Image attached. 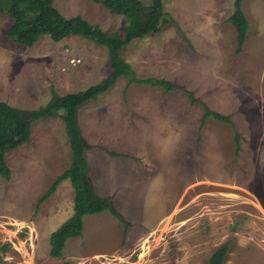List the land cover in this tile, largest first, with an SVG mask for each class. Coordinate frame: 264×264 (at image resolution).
Returning a JSON list of instances; mask_svg holds the SVG:
<instances>
[{
  "label": "rangeland",
  "instance_id": "374dc122",
  "mask_svg": "<svg viewBox=\"0 0 264 264\" xmlns=\"http://www.w3.org/2000/svg\"><path fill=\"white\" fill-rule=\"evenodd\" d=\"M235 1L163 0L167 23L120 51L133 76L118 77L78 108L89 147L87 176L120 219L108 211L85 215L82 235L67 240L56 258L49 255V237L71 216L74 190L65 179L41 198L69 167L71 149L61 112L32 122L29 141L5 154L10 178L0 176V264H207L225 246L223 264H264V0L241 1L248 22L241 46L228 22ZM53 5L107 33L122 34L126 25L98 3ZM11 24L0 14V102L35 110L50 99L48 87L77 93L111 74L104 48L79 36L53 42L43 35L31 47L17 45L6 36ZM132 77L165 80L178 90ZM109 102H133L153 122L129 126L138 114L129 107L123 121V109L111 114ZM203 105L232 125L213 116L204 120ZM114 118L128 125L119 141L116 122H109L111 133L105 127ZM134 150L144 155L122 156L135 157ZM169 169L173 176L166 180Z\"/></svg>",
  "mask_w": 264,
  "mask_h": 264
},
{
  "label": "trees",
  "instance_id": "16d2710c",
  "mask_svg": "<svg viewBox=\"0 0 264 264\" xmlns=\"http://www.w3.org/2000/svg\"><path fill=\"white\" fill-rule=\"evenodd\" d=\"M86 1L101 4L112 15L123 16L126 25L122 34L104 32L99 26L92 25L78 15L65 17L54 7L53 0H0V14L8 15L12 19L11 26L6 30V36L13 43L31 47L43 35L48 36L53 42L68 36H79L106 50L111 69V74L102 83L89 86L77 93L60 95L51 91L48 102L35 110H24L0 102V176L5 180L11 175L5 154L17 148L21 141H29L32 122L55 117L57 112H61L60 116L70 144L71 161L69 167L56 177L41 199L49 197L65 179L70 181L74 196L71 216L50 234L49 255L53 258L61 255L67 240L82 235V218L85 215L108 211L112 216L120 219L110 199L98 196L91 186L87 176V162L84 158V151L89 147L82 141L76 114L81 105L96 99L110 88L118 77L133 76L128 64L120 57L122 47L134 39L159 32L161 25L167 23L166 18L163 17L165 15L163 0H150L149 3L141 0ZM241 1H235V11L228 18V22L237 33L238 46L242 45L248 29L247 19L240 9ZM168 19V21L172 20L171 17ZM130 82L160 86L165 91L178 90L176 86L165 80H137L132 77ZM188 96L192 103L202 104L190 94ZM203 106L204 120L208 116H213L219 121L231 124L229 117L214 114L205 105ZM20 136H23L21 140H19ZM235 140L236 142L239 140L237 132H235ZM236 147L238 149V144ZM227 251L226 246L217 249L210 256L207 264H223Z\"/></svg>",
  "mask_w": 264,
  "mask_h": 264
},
{
  "label": "crops",
  "instance_id": "0c3cea01",
  "mask_svg": "<svg viewBox=\"0 0 264 264\" xmlns=\"http://www.w3.org/2000/svg\"><path fill=\"white\" fill-rule=\"evenodd\" d=\"M45 92V91H44ZM48 92H51V88L50 87H48ZM46 93V92H45ZM61 95V94H60ZM116 103L117 102H109L108 104H107V107H106V109H109V112L112 114V112H113V108H115V107H121L122 109H123V117H121V120H123V121H126L125 119H126V117H125V114H126V112H127V109H129V107L130 108H132L133 110V112L135 113V114H138L136 117H135V119H134V121H133V124L131 123V124H129V126L130 125H136V123L137 122H140V121H143V120H149V121H152L153 122V120H152V118L151 117H146V115L145 114H143L142 112H136L135 110L137 109L138 111L140 110V107L139 106H136V107H134L133 106V102L132 103H129V102H127V103H123L122 105H119V106H116ZM154 105H157V103H154ZM18 108V107H17ZM139 114H142V116L141 115H139ZM167 118V117H166ZM114 120V123L116 122V127H117V129L118 130H120L121 131V133H119V134H117V135H114L115 136V138H116V140H118L119 141V135H123L124 133H126L127 134V129L125 128V127H128V125H126V123H123V124H120L118 121H116L117 119L116 118H114V119H110V120H107V121H105V127H106V129L108 128V130H109V132L111 133L112 131H113V127H112V125H109V122L110 121H113ZM167 120H168V118H167ZM41 121H44V120H41ZM154 123L152 124V125H149L148 126V132H150V131H152V129L154 128ZM128 129H130L131 130V128L129 127ZM31 130V129H30ZM179 132H174L173 133V135H175V134H178ZM113 135V134H112ZM168 136H170V134H168ZM112 138H113V136H112ZM109 139H111V137H109ZM169 143V140H167L166 141V144H168ZM91 149V148H90ZM132 151V150H131ZM135 152V154H137V155H135V157L134 156H124V155H122L123 157H131V158H134V159H138L137 157H142L143 155H144V152H136V150H134ZM106 152H108L107 150H106ZM9 153V152H8ZM109 153H112V154H116V155H119V154H117V153H115V151L114 152H109ZM106 157V154H104V158ZM166 172H167V175H166V180H169L170 179V177H172L173 176V174H172V172H171V170L169 169V170H166ZM102 186V185H101ZM99 196V195H98ZM102 197V196H101ZM107 197V196H106ZM109 198V197H108Z\"/></svg>",
  "mask_w": 264,
  "mask_h": 264
},
{
  "label": "built area",
  "instance_id": "2783aa9c",
  "mask_svg": "<svg viewBox=\"0 0 264 264\" xmlns=\"http://www.w3.org/2000/svg\"><path fill=\"white\" fill-rule=\"evenodd\" d=\"M79 62V60H76V63H78Z\"/></svg>",
  "mask_w": 264,
  "mask_h": 264
}]
</instances>
